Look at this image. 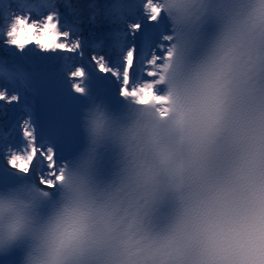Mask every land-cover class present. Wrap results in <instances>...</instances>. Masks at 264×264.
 Instances as JSON below:
<instances>
[{
  "label": "clouds",
  "instance_id": "clouds-1",
  "mask_svg": "<svg viewBox=\"0 0 264 264\" xmlns=\"http://www.w3.org/2000/svg\"><path fill=\"white\" fill-rule=\"evenodd\" d=\"M64 3L9 4L37 35L51 15L65 48L20 49L0 17V47L68 57L58 88L78 104L75 144L35 111L23 150L0 127V264H264V0H150L139 40L95 74ZM110 76L117 102L94 87Z\"/></svg>",
  "mask_w": 264,
  "mask_h": 264
},
{
  "label": "snow or ice",
  "instance_id": "snow-or-ice-1",
  "mask_svg": "<svg viewBox=\"0 0 264 264\" xmlns=\"http://www.w3.org/2000/svg\"><path fill=\"white\" fill-rule=\"evenodd\" d=\"M45 4L48 0H43ZM15 5H10L7 0H0V17H15ZM69 7L74 8L75 6L69 5ZM151 7L150 0H108L107 3L100 5L104 16H106L114 25V30L105 37L107 42V56L108 59L114 64L118 65L121 61V56L114 53V49H119L121 53L124 52L126 46H131L139 40V37L133 39L137 27L142 22L144 12L147 8ZM30 10L39 9L35 5L30 6ZM62 12V11H61ZM65 17V23L62 25L65 28L64 35L67 36L68 32L76 33L79 29L76 26H70L68 24L69 19L66 17V11L62 12ZM47 23L40 29V35H37V26L35 24H27V22L19 17H15L14 23L11 25L8 31V36L11 38V43L23 49L30 41L35 42V44L40 45L44 49H49L52 47L65 48L68 47L67 44L54 45L53 41L57 38V33L55 29L57 28V23L53 22L52 16H48ZM149 31V26L144 24V32L147 34ZM35 33V35H34ZM47 41V42H45ZM74 43L79 45L81 43L79 37L75 38ZM84 47H88L89 41L83 39ZM94 49L99 50L101 48L100 44H93ZM82 55V54H81ZM80 55V56H81ZM80 58V57H79ZM105 58L104 55L100 56L98 61H102ZM43 60L60 61L68 59L64 56H47L41 57ZM76 59V57H72ZM93 59H96L93 56ZM67 65L64 66L66 69ZM61 65L58 68L57 76L59 79L63 75V70ZM0 76H3L7 83L5 86L10 88L14 94L10 96L8 104H12L14 101H19L20 103L16 105L12 110L15 112L17 109H22L28 111L29 117L31 112L27 109V96H26V86L21 83L23 77L16 74L14 69L3 70L0 69ZM122 84L126 86L125 78L122 76ZM129 85V84H128ZM135 86V80H132L131 88ZM123 89V88H122ZM0 98H2V93H0ZM7 114V110H5ZM21 120L22 116L17 117L12 123L13 135L11 136L10 143L13 148L23 150L27 148V141L25 136L28 135L26 129L29 124V120H23V127L25 131L21 133ZM43 140V138H42Z\"/></svg>",
  "mask_w": 264,
  "mask_h": 264
},
{
  "label": "rangeland",
  "instance_id": "rangeland-1",
  "mask_svg": "<svg viewBox=\"0 0 264 264\" xmlns=\"http://www.w3.org/2000/svg\"><path fill=\"white\" fill-rule=\"evenodd\" d=\"M68 3V5H71L72 2H74L76 4V6H78V8L80 7V0H66ZM7 3H10V0H7ZM74 6V5H73ZM72 9H76V7L72 8ZM35 35V33H34ZM47 42V41H45ZM35 42L30 41L29 44L30 46L33 45ZM0 49H4L5 51H7L8 53H11V51L8 48L5 47H0ZM17 56V55H16ZM2 86V84H0V87ZM5 90L7 91V88H5ZM8 94V91H7ZM14 93H10L8 94L9 96H11ZM5 110H7V114H5ZM10 110H11V104H7L6 102L0 101V121H5L7 119V117H10Z\"/></svg>",
  "mask_w": 264,
  "mask_h": 264
},
{
  "label": "bare ground",
  "instance_id": "bare-ground-1",
  "mask_svg": "<svg viewBox=\"0 0 264 264\" xmlns=\"http://www.w3.org/2000/svg\"><path fill=\"white\" fill-rule=\"evenodd\" d=\"M66 1V0H65ZM88 0H85V3L87 2ZM95 2H100V3H102L103 1H101V0H95ZM91 17H93V15L91 16ZM30 44L28 43L27 44V46H29ZM28 55V54H27ZM10 56H16L13 52H11L10 53ZM13 60V59H12ZM19 61L20 60H22V59H18ZM59 64V61H54V65H58ZM18 76H20L19 74H17ZM129 89H131V86H127ZM124 88H125V86H124ZM5 90V87L4 86H1L0 87V91H4ZM3 102H5V101H3ZM8 103H6V105H7ZM14 104V103H13Z\"/></svg>",
  "mask_w": 264,
  "mask_h": 264
}]
</instances>
